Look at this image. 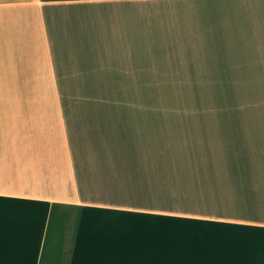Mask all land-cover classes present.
I'll use <instances>...</instances> for the list:
<instances>
[{"label": "crops", "instance_id": "obj_1", "mask_svg": "<svg viewBox=\"0 0 264 264\" xmlns=\"http://www.w3.org/2000/svg\"><path fill=\"white\" fill-rule=\"evenodd\" d=\"M254 49L264 0H0V264H264L263 129L58 93L111 87L95 53Z\"/></svg>", "mask_w": 264, "mask_h": 264}, {"label": "rangeland", "instance_id": "obj_2", "mask_svg": "<svg viewBox=\"0 0 264 264\" xmlns=\"http://www.w3.org/2000/svg\"><path fill=\"white\" fill-rule=\"evenodd\" d=\"M258 44L255 43V47ZM102 57V58H101ZM102 59L103 65L97 63ZM62 97L106 98L114 112L220 115L264 130V53H95V86ZM108 76V77H107ZM52 96L54 91H25ZM107 108V107H106Z\"/></svg>", "mask_w": 264, "mask_h": 264}]
</instances>
